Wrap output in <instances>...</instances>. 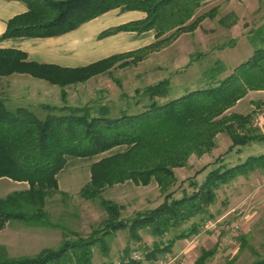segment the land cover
Listing matches in <instances>:
<instances>
[{
  "label": "trees",
  "instance_id": "1",
  "mask_svg": "<svg viewBox=\"0 0 264 264\" xmlns=\"http://www.w3.org/2000/svg\"><path fill=\"white\" fill-rule=\"evenodd\" d=\"M21 1L27 10L8 20L1 38L58 35L117 7L141 10L145 16L108 28L101 36L121 30L153 29L155 32V40L146 46L74 68L38 63L28 60L20 50L0 48V75L26 73L61 87L103 72L117 62L124 66L129 61H138L181 33L194 31L203 18L212 17L213 11L197 14L206 0ZM225 17L219 19L221 24ZM263 38L264 34L261 40ZM262 80L264 47H257L248 59L211 86L191 89L165 101L155 97L166 95L168 81L160 80L146 87L144 93L149 102L136 113L122 111L111 117L105 106L94 111L90 106L66 105L59 113L49 112L39 118L25 106L8 108L0 98V178L27 184L26 188L0 196V230L12 220L26 225L58 227L43 218L48 216L46 200L58 190L57 174L68 157L96 158L89 166V180L81 187L79 195L97 201L106 213L88 234L68 230L69 234L63 233L58 246L42 248L34 256L8 257L0 248V264H90L94 247H98L103 256L109 255L107 236L126 230L129 238L139 241L138 231L142 228H149L151 234L158 237L149 246H139L143 259L152 262L171 252L176 240L197 234L205 220L203 215H207L208 220L213 219L209 206L215 200L214 190L238 174L264 166V158L249 155L233 165L222 162L209 169L200 183L191 180L192 190L182 189L178 197L173 196L174 190L168 191L176 180L173 169L184 166L191 154L201 155L213 148L214 137L220 132L230 139L228 150L253 139L264 140V133L255 135L248 128V117L225 113L248 89H264ZM61 92L63 95L64 91ZM152 180L165 192L163 200L154 208L136 211L129 217L120 214L118 203L102 196L103 190L114 184L126 181L148 184ZM197 216H200L199 222L192 221L187 228L180 229ZM169 232H172L171 237L164 238ZM238 239L243 247L245 236ZM128 249L124 247L121 256H127ZM215 252V246L203 248L194 264H204ZM139 262L141 260H130L127 264ZM251 264H264V254Z\"/></svg>",
  "mask_w": 264,
  "mask_h": 264
},
{
  "label": "rangeland",
  "instance_id": "2",
  "mask_svg": "<svg viewBox=\"0 0 264 264\" xmlns=\"http://www.w3.org/2000/svg\"><path fill=\"white\" fill-rule=\"evenodd\" d=\"M214 11L216 12L217 9L215 8ZM220 15L224 16L223 13ZM227 21L225 19L224 24L227 25L229 23ZM246 24L245 29L234 27L231 30L233 40H229L232 41L229 45H227L229 43L228 30L217 26V24H206L207 30L210 29L207 27H214L207 33V39L206 37L202 40L200 38L199 41V29L196 27L195 33L191 31L194 35H190L189 31L183 32L186 35L181 37L178 42L173 43L183 33L161 49L150 52L138 61H129L130 58H128L129 62L124 66H119L120 62H117L103 72L62 87L30 75L35 80L32 85L38 86L35 84L38 82L49 86V91L45 93L42 100L43 103L31 106L30 109L37 117L44 118L49 112H61L60 108L66 105L90 106L94 111L100 106H105L108 108L107 115L114 117L122 111L136 113L143 109L149 102L144 93L145 88L160 80L168 81V91L165 96L155 97L158 101L172 99L191 89L211 86L228 74L224 72L222 63L230 69L238 60L243 59L242 57L246 53L248 54V51L252 52L257 47H264V41H260L264 34V0L260 3V8L246 19ZM190 39H193L194 45L185 53L188 54L190 66L187 67L186 64L180 68H174L176 56L182 55L180 53L181 46ZM212 70L213 73L210 72ZM262 81L264 82V80ZM21 83L25 82L12 79L10 85L15 86ZM62 90L64 91L63 95ZM249 99L253 100V108L243 113L233 112L228 108L225 113H237L244 118L248 117V128L252 133L262 134L264 133V93H250L241 104V109L245 107ZM220 133L223 134L218 135L219 133H217L214 137L213 148L201 155L191 154L184 166L173 169L176 180L168 189V191L174 190L173 196H180L182 189L190 192L192 190L189 185L191 180L194 179L200 183L209 169L222 162L229 165L238 159L243 161L248 155H261L264 158V140L253 139L246 144L236 145L228 150L231 143L229 137L224 132ZM217 135L218 137H216ZM238 146L243 149L237 154L234 149ZM95 159V157H68L66 165L57 174L58 190L48 196L45 205L48 216L43 218V220L58 225L55 232L50 226L28 225L30 228H44L46 232L41 234L40 243L46 247L58 246L63 239V233L69 234L68 230L77 231L82 235L88 234L91 228H95L106 216L97 201L86 200L79 195V190L89 180V166ZM26 187L25 182L0 178V196ZM214 192L215 200L209 206L210 212L214 214L213 219L208 220V216L203 215L205 220L199 229L200 233L193 234L182 245V248L172 250L165 254V257H173L180 264H194L203 248L209 249L215 246L216 252L213 256L208 257L204 264H251L264 254V166L238 174L227 183L220 184ZM164 193L160 191L159 185L154 180L148 184H135L132 181H126L106 187L102 196L118 203L121 206L120 214L129 217L136 211H147L157 206L163 200ZM199 218L200 216L190 219L182 224L180 229L187 228L192 221L199 222ZM209 222H215L216 228L213 230L204 229L206 226L204 224ZM14 224L24 225L25 223L12 220L10 229ZM57 233H59V238H56ZM138 233L139 241L129 238L126 230H119L113 236H107L106 242L110 247L109 255L103 256L99 248L94 247L90 264L102 262L112 264L114 259L121 257L123 248L127 246L129 254L134 250L143 253L139 246H149L153 240L158 239L151 234L149 228H142ZM171 234L172 232L165 234L164 238L171 237ZM241 235L246 239L243 247H240L242 242L238 239ZM3 239L4 237L0 235V240ZM182 239L186 240V238ZM22 251L28 250L13 249L11 254L9 252L6 255L8 257L34 256L39 252L22 254L24 253ZM139 260L147 262L145 259ZM148 264L154 263L148 261Z\"/></svg>",
  "mask_w": 264,
  "mask_h": 264
},
{
  "label": "crops",
  "instance_id": "3",
  "mask_svg": "<svg viewBox=\"0 0 264 264\" xmlns=\"http://www.w3.org/2000/svg\"><path fill=\"white\" fill-rule=\"evenodd\" d=\"M261 2L262 0L206 1L205 4H202L199 7L197 14L208 12L209 10L213 9L212 17H205L197 26L196 29H199V41L200 38L202 40V38L206 37L207 33L211 31V28H214L207 27L210 28L207 30L205 26L206 24H217V26L228 30V35H226L228 36L229 42L227 45H229L232 43V41L229 40H233L231 37V30L234 27L245 29L247 27L246 19L260 8ZM215 8L217 9L216 12L214 11ZM26 10L27 6L21 0H0V48L20 50L25 53L28 60L38 63L74 68L90 64L112 54L138 49L152 43L155 40V32L153 29L141 32L121 30L101 36L100 33L108 28L118 26L129 21L142 19L145 16V12L141 10H121L118 7L110 9L90 20L81 23L74 29L58 35L43 37L16 36L1 38L8 20L16 15L24 13ZM221 13H223L224 16H227L225 17L226 21L228 20L227 22L230 23L232 20H234V22L230 25L221 24L219 22V19L222 17L220 15ZM230 14H232V16ZM195 30L193 31L194 33ZM188 33H191L190 35H194L192 32ZM184 35L186 34H181L173 43L178 42ZM192 40L190 39L185 41L186 43L181 46L180 53H182V55H177L175 58L176 60L174 59V68L177 69L186 64L187 67L190 66V63L188 62V54L186 55L185 53L188 52V49L194 45ZM260 41L263 42L264 38ZM234 44H236V42H234ZM253 51H248V54L246 53V55L242 57L243 59L238 60L237 63L230 69L227 68L224 63H222L224 72L229 74L238 64L248 59V57L252 55ZM27 75L28 74L25 73H13L10 75L0 76V98L3 99L5 105L8 108H15L17 106H25L30 108L31 106L43 103L42 100L44 99L45 93L49 91V86L38 82H35V84H37L39 87L32 85L35 80H33V77L30 75L28 76L31 78H29ZM12 79H19L20 82L24 81L25 83L12 86L10 85ZM251 91L254 93H264V89L248 90L245 96L237 100L236 103L229 108V110L237 113H243L244 111L253 108V100L249 99L245 107L241 109V104L245 99H247L248 95L252 93ZM221 134L223 133H219L218 135ZM218 135L216 137H218ZM242 149L243 148L241 146H238L234 149V151H236L238 154ZM239 161L242 160L238 159L236 162L230 163L229 165H233ZM9 229L10 221H8L5 227L0 230V235L4 237L3 240H0V248H3L6 254H9V252L11 254V250L13 249L28 250L22 251L24 252L22 254H28L27 252H33L32 254H34L40 249L46 247L43 245V243H40V240H42L41 234L46 232L44 228H30V226L25 224H14L12 225V229H10L11 231ZM51 229L55 232L57 228L51 227ZM59 237V233H57L56 238ZM186 241H188V238H186V240H176L172 250H179V248H182V245L186 243ZM122 247H124V245H122ZM100 264H104V262ZM132 264H148V261H141L139 263Z\"/></svg>",
  "mask_w": 264,
  "mask_h": 264
},
{
  "label": "built area",
  "instance_id": "4",
  "mask_svg": "<svg viewBox=\"0 0 264 264\" xmlns=\"http://www.w3.org/2000/svg\"><path fill=\"white\" fill-rule=\"evenodd\" d=\"M206 225L204 227V229H208V230H213L215 229V222H209V223H206L204 224ZM200 233V230L198 231L197 234ZM144 254L140 251H132L129 255L127 256H121V257H118L116 259H114L113 263L112 264H127L130 262V260H139V259H143L144 257ZM154 264H180L175 258L173 257H165V256H160L156 259H154L152 261Z\"/></svg>",
  "mask_w": 264,
  "mask_h": 264
}]
</instances>
